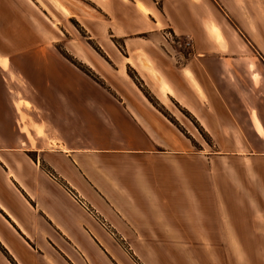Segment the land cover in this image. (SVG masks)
Returning a JSON list of instances; mask_svg holds the SVG:
<instances>
[{"label":"crops","instance_id":"obj_1","mask_svg":"<svg viewBox=\"0 0 264 264\" xmlns=\"http://www.w3.org/2000/svg\"><path fill=\"white\" fill-rule=\"evenodd\" d=\"M71 19L125 54L68 52L86 75L49 49ZM198 129L207 149L184 134ZM246 251H264V1L0 0V264H213L202 252Z\"/></svg>","mask_w":264,"mask_h":264},{"label":"rangeland","instance_id":"obj_2","mask_svg":"<svg viewBox=\"0 0 264 264\" xmlns=\"http://www.w3.org/2000/svg\"><path fill=\"white\" fill-rule=\"evenodd\" d=\"M264 1V0H262ZM84 6V5H82ZM74 13L76 16L80 14V10L76 7L72 6ZM86 10L90 11L89 8L86 6ZM80 17V15L78 16ZM83 18V16H82ZM86 24L89 26H92L91 20H86ZM93 28V27H92ZM56 34L59 35V42H56L52 44L53 46H50L49 49H56L64 54H66L70 59H72L75 63H77L79 66H81L85 71L90 73L88 69L84 66L75 61L72 57L69 56L68 52L74 51L78 56L80 57H86L89 54H95L94 52L101 53L102 48H104L110 55L114 56L115 58H121V54L124 55L126 48L124 43L121 40L112 39L111 37H107L106 40L102 43L93 41L89 39V35L86 34L84 31V28L77 23L74 19H71L70 24L66 23V31L64 30L63 33H60L58 30H56ZM164 37L170 41V44L172 45L173 49L179 50V51H187L191 48V39L189 37L184 38H178L175 37L173 34H170L169 32H164ZM189 38L190 39V46L184 47L183 42ZM181 40V41H180ZM102 46V48H101ZM143 54L139 53L137 55V65L140 68V71L147 72L151 75L152 78L156 79V76L154 75V72L150 69L148 62L146 59H142L139 57H142ZM142 61H145L143 63ZM124 62L132 63L131 60H125ZM123 68V67H122ZM127 75L133 80L136 87H138L144 95H147L148 99L154 104L153 96L151 95L150 90H154L151 85H144L143 82L139 81L138 76L132 69L127 68ZM163 84L160 83V97L163 101L167 100V97L165 96L164 91L161 89V86ZM170 108L173 110V112H176L175 108H173L171 105H169ZM160 108V107H158ZM161 109V108H160ZM178 114V112H176ZM171 123L176 126H180L179 123L175 122L172 118H170ZM193 122V121H192ZM186 125L193 130V126L185 121ZM196 127L197 125L193 123ZM199 130V129H198ZM185 136L191 141L192 145L196 149L206 148V144L210 143V138L207 137L204 133H202L200 130L199 132L193 131V134L195 136V139H193L189 134L184 133ZM108 235L109 232H107ZM150 254L151 252H146ZM168 254H171V256H174L175 252H167ZM184 255V258L190 259L192 256L200 255L201 252H182ZM205 256V260L209 259L211 263L213 264H264V251H246V252H230L231 257H229V252H202ZM171 258V257H170Z\"/></svg>","mask_w":264,"mask_h":264},{"label":"built area","instance_id":"obj_3","mask_svg":"<svg viewBox=\"0 0 264 264\" xmlns=\"http://www.w3.org/2000/svg\"><path fill=\"white\" fill-rule=\"evenodd\" d=\"M183 46L184 47L190 46V39L189 38H187L185 40V42H183ZM70 194L72 195V198L74 199V201H76L88 214H90L96 218V220L98 221V223L102 226V228L104 230L109 232V234L111 236H114V234L110 230L111 229L110 225L106 222L105 219H103L101 217H97L96 212L92 208H89V206L78 196V194L71 193V192H70Z\"/></svg>","mask_w":264,"mask_h":264},{"label":"trees","instance_id":"obj_4","mask_svg":"<svg viewBox=\"0 0 264 264\" xmlns=\"http://www.w3.org/2000/svg\"><path fill=\"white\" fill-rule=\"evenodd\" d=\"M68 60H70L72 63H74L68 56H65ZM75 64V63H74ZM75 66L80 70V71H82L83 73H85L86 75H88V76H90V77H92L93 78V76L90 74V73H88L87 71H85L81 66H79V65H76L75 64ZM146 96V98H148L147 97V95H145Z\"/></svg>","mask_w":264,"mask_h":264}]
</instances>
